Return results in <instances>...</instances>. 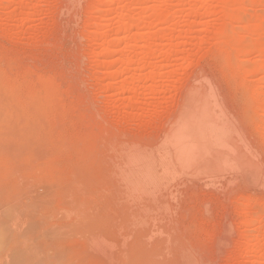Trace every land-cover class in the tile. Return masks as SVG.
Returning a JSON list of instances; mask_svg holds the SVG:
<instances>
[{"label":"rangeland","instance_id":"374dc122","mask_svg":"<svg viewBox=\"0 0 264 264\" xmlns=\"http://www.w3.org/2000/svg\"><path fill=\"white\" fill-rule=\"evenodd\" d=\"M228 36L241 45L255 42L264 46V0H82L77 7H71L64 0H0V264H112L110 262L114 259L117 264L119 261L123 264L125 260L119 255L114 254L111 261L88 250L86 236L91 233L88 231L111 226L110 213L107 214L106 209L121 200L116 183L109 177V163H103L107 146L101 144L99 122H95V127L91 119L100 118L101 114V120L107 118V123L109 119L111 126L119 119L129 121V124L123 123L129 125L127 127L139 122L147 125L151 117L162 115L163 109L172 108L171 101L165 103V97L174 98L178 91L180 94L187 89L190 85L187 77L192 72H202L211 77L234 114L238 112L237 106L243 107L245 135L256 145L264 166V110L261 111L260 107L262 101L258 103L260 99L254 97L264 89V79H261L262 82L256 79L263 75L258 68L261 62L257 67L260 72L255 67L258 61L264 63V55L255 49L249 51L250 54L227 49L224 46ZM126 56L129 57V68L124 66V71L123 59ZM143 62L146 65L139 68ZM251 62L255 63L257 71L251 73L248 67L249 72H244L243 66L251 67ZM153 72L154 78L149 77V73ZM138 78V85H133L132 81L136 83ZM255 79L263 87L260 83L256 84ZM158 84L159 87L155 86ZM131 85L137 89H132ZM161 85L164 88L159 89ZM80 86L90 88L85 93ZM151 87L159 90L155 92ZM252 89L257 90L254 95ZM137 90L141 96L140 101L135 103L139 113L124 118L131 111L129 102L127 105L124 102ZM117 96H126L125 101H121L124 106ZM86 101H90L93 108L108 114L103 115L100 111L98 114L96 110L98 116L94 117V109L91 107L90 112L84 106ZM114 102L119 103H116L118 107ZM257 109L261 114L260 111L256 113ZM119 115H123V119L118 118ZM89 125L91 128L88 130ZM261 182L244 189L241 187L236 190L239 192L232 193L233 198L229 196L228 207L235 218L230 224L229 229L232 230L228 231L229 236L219 247L221 254L215 264H264V179ZM49 188L54 191L50 192ZM40 191L44 194L48 192L47 196L44 197ZM34 192H38L40 197ZM194 192L191 196L195 197L189 203V223H179V235H174L167 246L164 238L157 235L149 238L147 230L137 234V254L129 256L130 264H181L177 252L180 253L185 243L192 242L197 246L210 244L216 208L210 211L212 215L203 219L197 205L203 191L196 189ZM42 197L49 200L44 204L41 202L40 206L36 199ZM69 198L81 206L75 215L68 212ZM193 199H198L197 203ZM35 202L38 210L34 209L35 205L32 206ZM247 209L250 213H257L252 216L246 213ZM71 223L77 226L72 228ZM29 224L38 227L30 225L36 232L31 228L28 231L26 227ZM63 226H68L66 229L71 231L64 230L65 227L61 229ZM237 227L243 232H240L241 235L235 232ZM50 228L59 230L63 234L61 238L52 234V240L48 231ZM69 232H73V237L78 235V238H70ZM38 235L39 238L35 239ZM201 241L203 243L200 244ZM205 244L203 249L197 247V250L211 257L216 249L209 245H206L209 246L207 248ZM47 259L49 262H46Z\"/></svg>","mask_w":264,"mask_h":264},{"label":"bare ground","instance_id":"6f19581e","mask_svg":"<svg viewBox=\"0 0 264 264\" xmlns=\"http://www.w3.org/2000/svg\"><path fill=\"white\" fill-rule=\"evenodd\" d=\"M81 1L82 0H64V2L66 4L71 5V7H74V6L77 7L78 5L80 6ZM228 38H229V36H228ZM229 39L227 40V38H226L227 41L225 40L226 42H225V46H224L229 50L235 49V51H240V52L245 51V52H248L250 54L249 51H252L255 49V51L257 50L260 54L264 55V46H262L261 43L255 44V42H254V44L249 43V44L241 45V44L237 43V40H234V39L229 40ZM249 58L247 60L252 61ZM123 60H124L123 61L124 63H123V69L122 70L125 71V69H124L125 67H126V69L129 68L128 67L129 66L128 65L129 64V57L126 56ZM257 61H258V58H257ZM254 62H251L252 63L251 67L248 65H247V67H246V65H244V66L242 65L244 67L243 69H245L244 72L245 71L249 72V70H250L251 73L252 72L255 73V71H257L258 68H260L263 71V75L261 77H256V79L259 78L258 80L261 81V79L262 80L264 79V63L261 64L263 61H258L257 63L255 62L256 63V66H255ZM259 62H261V63H259ZM258 63H259V65H261L260 67H258ZM93 64H95V63H93ZM141 65L145 66L146 64L144 62L141 63L139 68L144 67ZM254 66L256 68L258 67L257 70L254 69L255 68ZM246 68H248L249 70ZM251 68L253 71H251ZM126 72H127V70H126ZM244 72H243V75H244ZM258 72H260V70H258ZM153 73H149L150 76L149 75L148 76L149 77L154 76L155 73L154 74ZM151 74H153V75H151ZM246 75H248V74H246ZM258 76H260V75L258 74ZM137 77H135V78H137ZM152 78H154V77H152ZM256 79L254 80L255 82H257L256 84L260 83ZM139 80H140L139 78H138V80L136 79L135 80L136 83H133V81H132V84L138 85L137 81L139 82ZM183 80H185V79H183ZM187 81L190 83V85L187 89L182 91L180 94L178 91V95H176V97H174V98L169 97V96L165 97V103L171 101L172 108H166L165 107L166 109L162 110V111H164V112H162V115H158V114L155 115L154 114L155 117H151L150 120L146 122L147 125L144 124L145 122L143 123L144 126H146V128H144L143 124L140 122L137 123V125L135 124V126H134V123H132L133 125L132 124L131 125L133 127L130 126L131 128L127 127L129 125L125 126V124L128 123L129 121L126 122V120H124L121 117L124 114L121 116L120 115L117 116L118 118L121 117V119H123L122 120L123 122L120 119L119 120L117 119L118 122H114L115 124H112V126L113 125H115V126L112 127L110 124H108L109 119H108L107 123H106L107 118L104 121H102L101 120V118H102L101 114H99L100 110H97L98 108L97 109L93 108L90 105V101H88V102L86 101V103L84 105V106H86V109L87 110L90 109L89 111L91 112L92 108H93L94 110L92 111V113H95L94 117L98 116V114L100 116V118L91 119V123L94 124L96 127L95 122H97V123L99 122L98 123L99 124L98 133H99L100 138H102V140H103L101 144H104L107 146V148L105 150L106 152H105V155L103 158L104 159L103 163H105V164H106V162L109 163V173H110L109 177L112 178L114 183H116V189H118L121 193V198H120L121 200H119V202H117V203L113 202L114 205H113V207L111 206L112 208H107V209L105 208L107 211V214L110 213L112 225L111 226L106 225L103 228H97V227L94 229L91 228L92 230L88 231V232H91V233H88V236H86V237H88V241L86 240L87 245L90 247L88 250H91L92 251L91 253L94 254L95 256H101V257H103V259L107 258L108 260L110 259L112 261L113 260L112 257L115 254V255H119L121 258H123L125 260V261H123V264H125V263L127 264V262H126L127 258L129 260V256H135V254H137V248H136V239L137 238H136V235L140 234L144 230H147L149 232L148 236L151 239L153 237H156V235L158 238H164V243L168 246V244L171 241V238L174 235H177V236L179 235L177 233L178 228H179V223L188 221V216L190 214L189 213L190 212L189 203L193 197V196H191L192 192H194L196 189H197V191L202 189L203 192L200 193V194H202L201 199L198 200L200 197H197L198 199H196V201L197 200L199 201V203L197 205H199V208H200L201 213L203 215V219H204V216L207 217L208 215L210 216V214L212 215V213H210V211L213 212L214 207L216 208V210H214L215 216L213 218V221L211 220L212 224H213L212 225L213 228H212V231H210L211 232V236L209 239L210 244H205L202 241L200 242V244L203 243L202 246L204 244H205V246L206 245L212 246V249H216V250L215 251L213 250V252L211 253L212 256L209 255L211 257H207V253L205 255V252L203 254L197 250V247L202 248L201 245L197 246L192 242L188 243V244L185 243L183 245L182 249L180 250V253H179V251L177 252L178 253L177 257H178V260L180 261L181 264H215L216 259L221 254L219 252V247L224 245L226 238L229 236L227 233H229L228 232L229 230L231 232L232 229H229L231 227L230 224L233 223L232 222V221H234L233 218H235V217H232V215L234 213L231 215V211L228 207L227 200H228L229 196L231 195V197H232L234 195V194L232 195V193L236 192V190L240 189L241 187L243 188V187H247L249 185H254L257 182H261L264 179V166L262 165V162L259 158L260 153H259V151H257L256 145L254 146V142L251 141V138L248 137L247 135H245V132H244L243 127L245 126L244 124H246V123H245L244 116L242 114L244 112L243 107L241 105L237 106L238 112L236 111V114H234V112H232L233 109L231 110L226 105L223 98L220 96V94H219L214 82L212 81L211 77H209L206 74H203L202 72L190 73V75L187 77ZM254 81H252V83ZM121 82H122V80H121ZM184 82H186V81H184ZM83 84H80V85L83 87ZM86 84L87 83H85V85ZM121 84H122V86L124 85L123 82ZM44 85H45V83H44ZM261 85L263 87V84H261ZM113 86H114V84H113ZM113 86H112V88H113ZM119 86L121 89L122 86L121 85H119ZM119 86H118V88H119ZM155 86L159 87L160 84L155 85ZM153 87H151V89H153V91L155 90V92H156L157 91L156 89H158V88L154 89ZM253 87H255V86H253ZM259 87H261V86H259ZM87 88H90V87L87 86L85 88H82L83 90H81V89L80 90L82 92L87 93V91H86ZM108 88L109 87L107 86V89ZM110 88H111V86H110ZM131 88L137 89V88H135V86H132V85H131ZM161 88H164V87L161 85V87L159 89H161ZM121 90H122V92H124V89H121ZM252 91H253V89H252ZM256 91L257 90H254L253 92L250 91V92L254 95V93H256ZM252 94H250V95H252ZM82 95H84V94L82 93ZM59 97L60 96H58V98ZM121 97L122 96L118 97V98H120V100L119 99L118 100L120 102L125 101L126 96H123L124 98H121ZM254 97L256 99H260L259 101H257L255 99L258 103H260V101H262L260 107L262 108L261 111H263L264 110V104H263L264 103V89H262L259 93L257 92V94H255ZM254 97L252 98V96H251L252 99H254ZM140 98H141L140 92L138 91V92H136V94L134 93L133 96L131 95V97H128L126 99V102H124V103L126 104L129 102L128 106H131L130 107L131 111L129 112L130 114L127 115L128 117H126V114H125V117L123 116L124 118H129V117L131 118V116L139 113V107H137V105H135V103H138L140 101L139 100ZM37 101H39V100H37ZM118 102H116V103H118ZM124 103L121 102V104H123L122 106L125 105ZM130 103L131 104L133 103V104L131 105ZM254 103H255V101H254ZM254 106H256V105H254ZM258 106L259 105H257V107ZM94 107H96V106H94ZM115 107H118L117 104L115 105ZM260 107H258V108H260ZM41 108H43V107H41ZM119 108H122V107L119 106ZM253 108H254V110L256 109L255 107H253ZM116 109H118V108H116ZM45 110L46 109L44 108V111ZM96 110H97L98 114H96ZM257 110H256V113L260 111L259 109H257ZM261 111H260V114H261ZM100 112L103 115H105L107 113V112L105 113L103 110ZM115 114H117V113H115ZM160 114H161V112H160ZM110 116L111 115H109V117ZM95 119H97V120L100 119L101 122L97 121ZM262 119L264 120V118H262ZM139 121H141V120H139ZM123 123H125V124H123ZM254 123L255 122H253V125H254ZM247 124H250V123H247ZM259 124H258V126H259ZM260 126H261V124H260ZM57 127H58V125H57ZM263 127L264 126H262L263 132L261 130H259L262 133H264ZM89 128H91L90 125L88 127V130H89ZM256 128H257V126H256ZM53 129H55V128H53ZM250 129H251V127H250ZM255 135L257 136V134H255ZM55 138H57V137H55ZM255 138H257V137H255ZM42 139L43 138H41V140ZM43 140H45V139H43ZM257 141H258V139H257ZM43 142H45V141H43ZM56 142H58V141H56ZM44 145H46V144H44ZM42 146H43V144H42ZM261 146L262 145H260V147ZM35 148H37V147L35 146ZM72 149H74V148H72ZM37 152L40 155L39 149H37ZM41 154L44 155L43 152H41ZM88 155H91V154H88ZM41 156L42 155H40L39 157H41ZM86 157L87 156H85V158ZM87 159H89V158H87ZM59 160H60V158H59ZM32 162H34V161H32ZM81 165H83V164H81ZM21 167H23V166H21ZM60 168L62 169V167H60ZM261 183H263V182H261ZM62 185H64V184H62ZM44 186H43V188H44ZM52 188H54V187L52 186ZM198 188H200V189H198ZM36 189H38V188H36ZM54 189H56V187ZM43 190H45V188ZM51 190H53V189H50L49 191L51 192ZM237 192H239V190ZM36 193L34 192V194L36 196H39V193L38 192H36ZM41 193H43V192H41ZM46 194H48V192L47 193L45 192V194L43 193L44 197L47 196ZM82 196H83V194H82ZM44 197H42L40 199H36L37 202H40V204H39L40 206L42 205L41 202L43 203L44 201H46L48 199V198L44 199ZM244 197L245 196H243V201H244ZM70 199L71 198H69V200ZM51 200H52V197H51ZM192 201L196 202L195 199H193ZM37 202L33 203L32 206L35 205L36 208L34 207V209L38 210L37 205H36ZM69 203H70V205H69V211L68 212L74 213V215H75L76 210L79 209L81 206H79L78 203L74 199H71V201H69ZM244 203H242V204H244ZM57 205H58V203H57ZM63 205H65V204H63ZM192 205H193V203H192ZM233 205H235V204H233ZM51 207H52V205H51ZM244 208H247V207H244ZM240 210H242V209H240ZM247 210H248V212L246 211V213L247 214L250 213L249 209H247ZM41 211H43V210H41ZM256 213L257 212H255V211H251L250 214H252V216H253ZM62 214H63V212H62ZM39 215L40 214H38V216ZM199 215H200V213H199ZM241 215H242V213H241ZM66 216H67V214H66ZM69 217H71V216H69ZM201 217L199 216V218H201ZM250 218L252 219V217H250ZM60 219H62V218L60 217ZM66 219H68V218H66ZM195 219L197 220V217ZM253 219L256 220V218H253ZM262 219H263V217H262ZM262 219H261V221H262ZM49 220L50 219H48V221ZM243 220H244V217H243ZM255 220H252V221H255ZM41 221H38V222L40 223ZM202 221H204V220H202ZM28 223L29 222H27L26 224H28ZM188 223H189V221H188ZM205 223H207V222H205ZM84 224H86V223H84ZM30 225H32V224H29L27 227L25 225L26 228H29L28 231L32 229V227ZM73 225H76V224H72V228H75V227H73ZM258 225H259V223H258ZM32 226L36 227V225H32ZM95 226H97V225L95 224ZM25 227L23 229L25 231H27ZM259 227H260V225H259ZM36 228H38V227H36ZM51 228L49 230L47 229L51 235L50 238H52V240H53V235L55 238H59V237L61 238V236L63 234H61V232L59 230H57V229L54 230ZM63 228L65 230L66 228H69V227L63 226L61 229H63ZM184 229H186V228H184ZM51 230L53 232H50ZM66 230L71 231L70 229H66ZM31 231L36 232L35 228H33ZM48 231H45V232L48 233ZM72 231L74 232V230H72ZM73 232H69V233H71V235L69 234L70 238L73 237V235H74ZM235 232H237V233L241 232L239 227H237ZM262 232H263V230H262ZM241 233H243V232H241ZM241 233H240V235H241ZM66 235H68V234H66ZM79 235H81V234H79ZM39 236L40 235H38V237H36L35 239L39 238ZM64 236H63V238H65ZM76 236H78V235H76ZM76 236H74V237H76ZM44 237L47 238L46 234ZM74 237L72 239H74ZM246 237H249V236H246ZM76 238H78V237H76ZM256 238H258V237H256ZM79 239H81V238H79ZM145 241H146V239H145ZM33 242H35V240ZM244 242H246V241H244ZM174 243H175V241H174ZM47 244H46V246H47ZM247 244H250V243H247ZM67 245H68V242H67ZM209 246H206V247L209 248ZM50 248H51V246H50ZM35 254H37L36 251H35ZM64 257H65V255H64ZM38 260H39V258H38ZM47 260L48 261H46V260L45 261L49 262V259H47ZM130 260H131V258H130ZM130 260L128 261L129 264L131 262ZM114 261H115V264H117V261L115 259H114ZM114 261H112L110 263L113 264ZM141 261H143V260H141ZM62 262H63V260H62ZM120 262L121 261H119V264H120ZM133 262H135V261H133ZM49 264H50V262H49Z\"/></svg>","mask_w":264,"mask_h":264}]
</instances>
